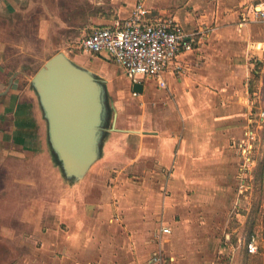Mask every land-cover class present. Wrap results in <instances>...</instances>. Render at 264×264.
Instances as JSON below:
<instances>
[{"label":"crops","instance_id":"obj_1","mask_svg":"<svg viewBox=\"0 0 264 264\" xmlns=\"http://www.w3.org/2000/svg\"><path fill=\"white\" fill-rule=\"evenodd\" d=\"M11 1L2 2L7 12L13 11L12 7L20 3V0ZM137 1L90 0L92 6L73 7L70 14H65L67 9L56 3L53 21L47 18V26L62 28L65 35L62 40L74 41L75 48L81 52L115 64L105 54L79 48L82 30L87 29L85 35L95 27L129 17ZM141 1L149 11L148 17L172 18L183 32L196 33V42L192 51L178 55V72L173 68L164 72L165 87L159 86L156 79L148 78L141 82L142 91L135 92L131 87L133 83L124 73L113 77L110 72H98L104 82L106 105L112 111V120L109 129H104L98 157L87 171L98 161H104L105 153L110 151L108 161L111 162L108 164H111V171V167L117 165L119 170L134 175L142 171L143 177L137 181L116 180L110 186V195L101 199L96 197L94 209L90 213L82 210V216L75 217L81 224L68 231L60 230L57 220L51 227L39 230L38 222L46 209L44 206L51 203L49 194L44 198V189L50 185L43 186L40 193V185L33 182L31 187L38 192L27 202L21 201L24 203L21 218L33 227L31 235L45 237L41 246L45 250L41 258L36 256L26 260L28 264H152L149 260L154 252L162 253L166 264H225L215 256L229 259L234 246L241 240L237 234L236 239L232 238V232H226L224 242H218L215 252V236L207 238L199 234L198 211L202 209L203 216L204 212H210L213 218L217 217L216 232L227 227L231 195L228 191L236 182L229 174L231 170H239V165L235 169L231 164L232 152L227 147L229 131L236 128L230 124L239 119L236 114L241 99L245 98L244 93L248 92L247 81H240L241 77L244 78L246 69L255 65V60H264V57L260 58L264 52V38L260 33L255 34L260 31L261 24L243 18V13L250 2H264ZM246 30L250 36L235 35ZM249 54L251 59L248 60ZM67 57L75 64L82 60L83 65H88L82 54ZM112 78L127 82L115 90L111 87ZM130 95L134 100L126 101L124 97ZM25 97L22 90L20 99ZM24 101L27 104L22 108L21 119L28 116V107L33 109L34 106L32 99ZM137 106L141 108L138 114ZM210 107L212 111L208 117L198 116ZM215 113L220 118H216ZM200 123L202 129L212 127V139L217 140L216 143L205 137L198 145L194 133ZM22 131L26 137L31 135L32 138L30 129L23 128ZM197 155H201L199 159H196ZM120 175H115L114 180ZM197 190L206 192V196L203 199L194 197ZM237 191L240 194L242 190ZM104 193H108V189ZM60 209L62 212L63 206ZM235 216L238 217V213ZM238 221L240 224L234 229L235 233L242 225V221ZM162 226L169 232H160ZM34 249L31 250L37 254L41 251V248Z\"/></svg>","mask_w":264,"mask_h":264},{"label":"rangeland","instance_id":"obj_2","mask_svg":"<svg viewBox=\"0 0 264 264\" xmlns=\"http://www.w3.org/2000/svg\"><path fill=\"white\" fill-rule=\"evenodd\" d=\"M89 1L90 0H20L19 4L12 7L13 11H9L7 15H0V42L2 44L0 50H3L1 63L4 62V57H8L5 59L4 66L1 65V67H9L10 64L8 63L11 61L12 64L14 63V67H20L21 70L24 71V75L21 74L19 82L22 83L23 93L24 96H26L25 99H32L34 103L31 111L34 124L31 128H33L34 135H36V138L31 141V143L27 144L24 142L19 146V149L21 147V149L24 150L23 153H20L23 155L14 153V149L18 148L15 147V144L11 145L3 140L2 143H0V146L13 147L11 153L7 150V154L0 153V264H28L26 260H30L31 257L35 258L37 256L41 258L43 255L45 249L41 246L44 243L45 237L40 234L31 235L30 232L33 227L29 225L28 221L24 223L26 220L21 218V214L24 213L22 207L24 203L21 201L25 200L27 202V200H30V198L38 192V190L31 187L33 186V182H37L40 185V193L43 190V186L47 188V184L50 185L47 189H44V198L47 196L46 194H49L51 203L49 206H44L46 209H49H44V213L38 222V226H40L39 230L51 227L54 221L57 220L59 229L68 231L75 225L79 226L81 224L80 220H76L75 217L78 214L82 216V210L90 213L94 209L96 197L101 199L103 196L108 197L110 195V186L116 182V180L119 182L120 180L137 181L143 177L142 171H137L134 175L128 171L119 170L120 168L117 165H113L114 167H111L113 168L111 171V164H108L111 162L108 161L111 155L110 151H107L105 153V162L98 161L96 163L97 165H93L89 171H87V169L81 176L68 178L62 171L59 162L52 152L48 141L47 122L44 118L37 94L30 83L31 77L38 68L57 52H63L67 56L73 55L74 53L78 55L82 54V58L88 61V65H83L82 60H80L77 65L88 68L96 75H99L101 72L103 74L110 72L112 73L111 75L115 77L118 73H123V70L115 64H111V62H109L110 60L102 59V61L98 58H94L91 54L83 53L75 48L74 41L65 42L66 38L62 40L63 36H65L62 33L64 32L62 28L47 26V18L50 19V22L53 21V10L56 3L67 9V11L64 12L65 14H70V9L73 7L77 8L78 6H82V8H85L86 6H92V3ZM257 1L264 2V0ZM4 2H6V0ZM9 2L12 3L13 1L9 0ZM49 9L50 12L48 11ZM49 14L51 15L50 17ZM251 22L261 24L260 31H257L255 34L260 33L264 38V21L251 20ZM86 31L87 29L82 30V36ZM249 34L250 32L246 30L235 35H247L248 37L250 36ZM253 34L254 33H251V35ZM263 57L264 52L261 54L260 58ZM249 59H251L250 54L248 56V60ZM92 60H95V62H92ZM105 61H108V63ZM256 68L255 65H253L251 69L249 67L245 70L244 78L241 77L242 80L240 81H243V79H245V82L247 81L248 92L244 93V100L241 99L239 110L236 114L240 116L239 119L230 124L231 127L236 128L229 131L228 138L230 141L227 143V147L231 150L234 159H232L231 164L236 167L235 169H237L239 165V170H231L229 174L236 182L235 185L231 187V190L229 189L228 191L231 195L229 196L230 218L228 219L227 227L224 231L219 228L216 232L215 229L218 228V222L215 218L217 217L215 216L213 218L210 212H204L203 214L205 216H203L201 213L202 209L198 211L199 234L200 236L206 235L207 238H210L212 235L215 236V239H217V243L214 245L215 248L213 247L215 252H217L216 246H218V242H224V233L232 232V238L236 237L237 239V236L240 237L241 240L234 246L235 248L231 251L229 259L225 260L221 255L215 256V259L221 262L224 261L225 264H233L237 259L239 247L242 246L245 240L244 223L250 214L252 206L258 203V212L264 209V181L262 183L261 179L256 180L258 158L262 156L264 151V142L262 140L264 130V88L262 87L264 85V68L260 69L259 80L253 83V71ZM9 72L10 71H8V73ZM98 78L102 79V76L99 75ZM111 80V87L115 88V90L122 87V85L127 82L126 80H115L114 78ZM253 84H255V86ZM250 88H255V91L251 93ZM31 96L33 98H31ZM124 98L126 101L134 100L131 95L125 96ZM136 111L137 114L140 113L141 108L137 106ZM209 111H212L211 107L207 108L205 112L198 113V116L208 117L210 115ZM230 111H232V109H230ZM215 114H217L216 118H220L218 113ZM111 120L112 111L108 110L104 129H109ZM204 120L205 118L203 119V125ZM216 127L218 128L219 125H216ZM216 127L215 131L217 130ZM213 132L214 130L212 127L205 130L201 128V123L200 125L197 124L194 139H196L199 146L202 144V139L205 137H208L211 143H216L217 140L213 141L212 139L214 136ZM217 137L219 136L217 135ZM200 156L201 155H197L196 159H199ZM106 162L107 166H105ZM119 173L121 175L114 180L115 175ZM225 177H227V179L229 178L227 174H225ZM27 181L30 182L29 185L25 184ZM239 188L242 190L240 194L237 191ZM105 189H108V193H104ZM46 190L48 193H46ZM191 192L193 193L194 191ZM200 192V190H197V192L193 194L194 197L203 199V197L206 196V192ZM28 205L30 204L28 203ZM61 206H63V209L62 212H59ZM237 213L238 217L235 216ZM261 213L262 212L258 213V217ZM238 220L242 221V225L238 228L239 232L235 233L234 229L240 224ZM258 227L259 226L255 227L256 232L259 230ZM256 241L258 247L260 245V239ZM263 246L264 242L261 244L262 248ZM34 248L38 250L41 248V251L37 254V251L31 250Z\"/></svg>","mask_w":264,"mask_h":264},{"label":"water","instance_id":"obj_3","mask_svg":"<svg viewBox=\"0 0 264 264\" xmlns=\"http://www.w3.org/2000/svg\"><path fill=\"white\" fill-rule=\"evenodd\" d=\"M4 1L0 0V6ZM30 83L47 122L50 147L62 171L68 178L81 176L98 157L107 121L103 80L57 52L38 68ZM131 87L135 92L142 91L141 83Z\"/></svg>","mask_w":264,"mask_h":264},{"label":"built area","instance_id":"obj_4","mask_svg":"<svg viewBox=\"0 0 264 264\" xmlns=\"http://www.w3.org/2000/svg\"><path fill=\"white\" fill-rule=\"evenodd\" d=\"M148 16L149 11L138 0L129 17L95 27L83 35L79 48L108 56L131 83L154 78L159 86L165 87L162 80L164 72L172 68L178 72V55L193 50L196 33L183 32L172 18ZM243 18L264 21V4L250 2ZM160 232L167 233L169 229L162 226ZM246 248L249 253L257 251L255 235L250 236ZM149 261L152 264H166L160 252H154Z\"/></svg>","mask_w":264,"mask_h":264},{"label":"flooded vegetation","instance_id":"obj_5","mask_svg":"<svg viewBox=\"0 0 264 264\" xmlns=\"http://www.w3.org/2000/svg\"><path fill=\"white\" fill-rule=\"evenodd\" d=\"M11 11V10H8ZM8 12L5 8L0 6V15H7ZM0 42V46H1ZM3 55V50H0V143H2V140L4 142L10 143L11 145L15 144V147H18L14 149V153L20 154L23 153L24 150L19 149V146H21L24 142L31 143L36 137L33 132V128L31 126L33 123V118L31 115V106L28 107V116L25 117V119H21L19 116L22 112V108L24 105L27 104L24 100L20 99V93L23 90L22 83H20L19 79L21 74L24 75V71L21 70L20 67H14L13 64H10L9 67H1L4 66V62L1 63V58ZM13 61V60H12ZM8 71H10L8 73ZM11 79V82L8 83V80ZM24 101V102H23ZM26 103V104H25ZM29 104V103H28ZM25 123H24V122ZM28 128L31 130V135L29 137H26L22 129ZM34 143V142H33ZM27 147V145L25 144ZM14 147V148H15ZM9 149V150H8ZM13 147L10 146H0V153L7 154L6 150L11 153Z\"/></svg>","mask_w":264,"mask_h":264},{"label":"trees","instance_id":"obj_6","mask_svg":"<svg viewBox=\"0 0 264 264\" xmlns=\"http://www.w3.org/2000/svg\"><path fill=\"white\" fill-rule=\"evenodd\" d=\"M254 64L257 68L253 72V76H254L253 83H256L260 78V69L264 68V60H261V61L255 60ZM253 85L255 86V84ZM253 85H250V86H253ZM262 87L264 88V85ZM254 91H255V88L254 89L250 88L251 93H253ZM263 96H264V89H263ZM263 110H264V102H263ZM263 125H264V121H263ZM262 140L264 142V130H263ZM256 178H257L256 180L261 179L263 183L264 181V151L262 153V156L258 158L257 167H256ZM257 205L258 203L252 206L250 210V214L245 220V223H244L245 240L243 241L242 246L239 247V251L237 253V259L233 262V264H264V246L263 248L261 247V244L264 242V209L259 211L262 213L259 214V217H258L259 209ZM256 226H259L258 232L255 231ZM251 235H255L256 240L260 239V245L257 247V251L255 253H249L246 248V244Z\"/></svg>","mask_w":264,"mask_h":264}]
</instances>
